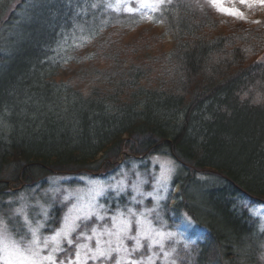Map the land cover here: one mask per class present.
Returning a JSON list of instances; mask_svg holds the SVG:
<instances>
[{"label": "trees", "instance_id": "trees-1", "mask_svg": "<svg viewBox=\"0 0 264 264\" xmlns=\"http://www.w3.org/2000/svg\"><path fill=\"white\" fill-rule=\"evenodd\" d=\"M183 2L184 12L216 13L204 0ZM104 4L110 0H0V200L16 187L38 188L45 175L98 171L99 160L150 158L158 145L157 152L180 162L173 210L187 211L204 235L176 246L178 264H264L260 222L247 207L264 204V50L246 65L239 45L222 35L201 38L191 16L173 22L167 10L172 28L189 38L180 44L176 37L167 53L176 72L152 76L125 51L115 53L102 70L82 71L93 86L84 94L57 81L54 49L67 34L83 30L91 40L111 33V24L92 33ZM164 58L160 53L158 64ZM88 72L115 88H95L99 81ZM157 79L159 91L151 85ZM209 174L217 185L201 180L213 181Z\"/></svg>", "mask_w": 264, "mask_h": 264}, {"label": "rangeland", "instance_id": "rangeland-1", "mask_svg": "<svg viewBox=\"0 0 264 264\" xmlns=\"http://www.w3.org/2000/svg\"><path fill=\"white\" fill-rule=\"evenodd\" d=\"M183 1L164 0L156 11H136L140 0H112L113 5L118 2L121 4L118 12L104 4L101 12L98 13L101 21L92 33L94 32L96 37L99 34L98 31L101 32V27L104 28L109 24L112 25L113 31L111 33L106 31L99 38L91 40L84 35L83 30L81 33L76 32L78 35L75 34L69 38L65 36L63 42L54 49L55 56L58 57L57 61L60 62L58 65L61 67L57 81L69 84L74 90L87 94L93 86H91V81L80 78L82 71L95 68L102 70L103 66H107L108 61L113 59L115 53L123 55L124 51L126 52L125 59L129 57L131 62L138 61L135 67L140 72L143 68L145 72L147 67V72H155L152 76L156 74L160 76V72H168V70L174 74L176 72L175 62L173 57L167 56V53L176 46V37L180 44L189 38L186 33L178 31L176 27L172 28L171 24L176 21L178 15L183 13L191 16L193 22L198 23L197 29L201 31L198 35L203 33L201 38L208 35H222L228 41L240 46L239 51L244 56V64L249 65L258 59V55L264 50V26L259 25L264 18V5L258 0H248V3H241L240 0H218L223 7L241 13L242 18L222 13L213 6L212 0L204 1L216 13L208 11L209 18H203L197 12L198 16L191 12H184L189 6L182 4L185 7L183 8L181 5ZM125 3L133 7L134 11L124 10ZM167 10L174 14L173 22L170 21L171 17H167ZM116 13H120L121 19L114 21L112 17ZM173 25L175 26V23ZM160 53H164L165 58L158 64L156 58ZM154 58L156 61L154 60L153 63L156 65L151 66ZM88 73L95 76L93 79L90 77V80L98 79L99 81L94 85L95 88L109 90L115 88L108 87L105 84L106 81H100L96 73ZM139 82L145 88L148 87V85L145 86V81L139 80ZM151 85L157 86L156 90H161L158 86L160 80H151ZM157 147L158 145L150 149L148 153L150 158H147L148 155H138L135 160L126 161L127 158L125 159L126 155H124V161L122 158L118 162L111 163L99 160L96 168L100 164L103 166L98 171L45 175L40 182L42 185L40 184L38 188L24 185L12 189L11 193L0 200V230L7 228L10 232L16 230L26 233L25 219H27L33 227L42 224L41 235L47 237L61 229L66 215L71 213L76 216L84 212H92L91 218L76 221L79 227L71 233L72 244L69 246L66 241H62L61 247L64 251L54 253L57 264L61 260H65L67 264V258H75L77 245L87 244L93 250L95 249L96 237L92 240L85 239V236L93 235V229L102 234L100 236L102 241L111 240L112 246L116 247V237L108 236L105 230L115 231L112 218L123 213L122 219L127 218L132 221L128 235L133 237L137 235L138 226L135 223L137 218L144 219L145 227L150 226L154 231L148 234L151 239H141V247L135 251H133L136 247L135 241L124 238L123 245L128 251L113 253V259L105 264L108 262L115 264L118 256L128 257L140 264H178L176 254L179 250L177 247L192 246L202 241L204 235L197 231V224L187 211H180L176 214L173 210L180 202L178 195L181 192V186L176 181L181 169L180 162L171 152L167 153L162 149L157 152ZM136 151L141 152L142 150L136 149ZM162 175L167 176L166 181L161 179ZM209 176L213 181L208 180V176L201 180L217 185L216 178L211 174ZM133 186L145 195H139L133 190ZM247 207L250 214L259 220L258 233L262 235L261 240L264 241V204L247 205ZM58 208L63 212L56 218L54 212ZM129 209L137 215L129 216ZM140 213H144V217H140ZM97 214L102 219H98ZM189 219L194 223V228L186 225V220ZM169 233L171 236L168 235ZM153 241L159 243L153 244ZM104 246L107 247V244ZM52 247L49 245L42 255L49 254ZM87 264H101V262L88 260Z\"/></svg>", "mask_w": 264, "mask_h": 264}, {"label": "snow or ice", "instance_id": "snow-or-ice-1", "mask_svg": "<svg viewBox=\"0 0 264 264\" xmlns=\"http://www.w3.org/2000/svg\"><path fill=\"white\" fill-rule=\"evenodd\" d=\"M241 3H248V0H240ZM258 2L264 5V0H258ZM164 0H140L138 7L135 9L136 11L141 10H150L156 11L162 4ZM213 6L217 7L219 11L222 13L233 15L238 18H242V14L229 10L223 7L222 3L218 2V0H212ZM109 8H114L119 11L121 8V4L118 2L115 5L108 4ZM124 10L128 12L134 11L133 7L128 6L127 3L123 5ZM162 180L166 181L167 176L162 175ZM133 190L137 191V193L141 196H144V193H140L138 189L133 186ZM150 195V194H147ZM135 201V197H133ZM129 216H136L137 214L132 211V209L128 210ZM93 215L92 212H84L82 215L73 216L71 213L64 217L63 226L60 230L56 231L54 235L42 237L40 229L43 227L42 224H37L35 227L25 219V224L27 225V232L21 233L19 231L13 230L10 232L7 228L0 230V264H57L56 257L54 253L64 251V248L61 247V242L66 241L70 246L72 244L71 233L75 232L76 228L79 225L76 223L77 220H87L91 218ZM140 217H144V213L139 214ZM123 217V213H120L119 216L113 217V226L116 229L105 230V234L108 236H115L117 246H112V241H102L100 236L102 234L97 233L95 229H93L92 236H85V239L92 240L93 237H96V246L93 250L89 245H77L75 258H67V264H87L88 260L92 261H101V264H105V262L113 259V253L119 254L121 251L127 252V248L123 245V239H132L135 241L136 247L133 251L138 250L141 247V239L148 238L151 239L150 232L154 231L150 226L145 227V220L141 218H137L135 223L138 226V232L136 236H130L128 233L131 230L132 221ZM98 219H102L97 214ZM186 225L188 227L194 228V223L189 219L186 220ZM163 235V234H159ZM171 236V233L168 234ZM159 243L158 241H153V244ZM107 244V247L104 245ZM49 245H52L51 252L47 255H42V253L49 248ZM162 246V245H161ZM87 249V251H84ZM130 255V254H129ZM140 264V262L133 261L128 257H120L118 256L115 260V264ZM59 264H65V260H61Z\"/></svg>", "mask_w": 264, "mask_h": 264}, {"label": "bare ground", "instance_id": "bare-ground-1", "mask_svg": "<svg viewBox=\"0 0 264 264\" xmlns=\"http://www.w3.org/2000/svg\"><path fill=\"white\" fill-rule=\"evenodd\" d=\"M68 26H69V27H72V26H70V24H69ZM66 36H67V38H69V37H70V35H68V34H67Z\"/></svg>", "mask_w": 264, "mask_h": 264}]
</instances>
